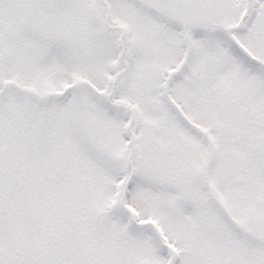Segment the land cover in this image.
<instances>
[{
    "label": "snow or ice",
    "instance_id": "snow-or-ice-1",
    "mask_svg": "<svg viewBox=\"0 0 264 264\" xmlns=\"http://www.w3.org/2000/svg\"><path fill=\"white\" fill-rule=\"evenodd\" d=\"M0 264H264V0H0Z\"/></svg>",
    "mask_w": 264,
    "mask_h": 264
}]
</instances>
